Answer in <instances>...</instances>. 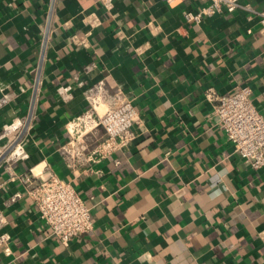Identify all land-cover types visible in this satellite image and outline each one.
Here are the masks:
<instances>
[{"label": "crops", "instance_id": "crops-1", "mask_svg": "<svg viewBox=\"0 0 264 264\" xmlns=\"http://www.w3.org/2000/svg\"><path fill=\"white\" fill-rule=\"evenodd\" d=\"M200 3L0 0V264H264V167L233 151L207 96L248 86L264 117V36L241 8L184 22ZM95 96L130 99L138 120L69 169L64 125ZM33 166L73 183L91 231L50 232L26 193Z\"/></svg>", "mask_w": 264, "mask_h": 264}, {"label": "built area", "instance_id": "built-area-1", "mask_svg": "<svg viewBox=\"0 0 264 264\" xmlns=\"http://www.w3.org/2000/svg\"><path fill=\"white\" fill-rule=\"evenodd\" d=\"M200 2L195 9L182 12L184 22H199L203 17L241 8L256 15L259 32L264 36V10H253L241 0ZM207 96L214 101L213 123L224 133L233 151L250 168L264 167V117L253 103L251 89L240 86L228 94H216L209 89ZM137 120L138 113L130 99L104 105L99 97H93L87 108L64 125L67 138L59 151L66 167L74 169L84 161L95 162L104 158L129 136ZM19 126V121L13 122L9 130L11 143L8 152L14 156L20 154ZM99 130L102 131L100 135ZM23 181L39 217L61 243L67 245L73 238L93 229L89 208L70 180L60 178L51 168L36 170L33 166L23 176Z\"/></svg>", "mask_w": 264, "mask_h": 264}, {"label": "water", "instance_id": "water-1", "mask_svg": "<svg viewBox=\"0 0 264 264\" xmlns=\"http://www.w3.org/2000/svg\"><path fill=\"white\" fill-rule=\"evenodd\" d=\"M9 149H10V148H8V149L6 150V153L9 151ZM2 156H3V155H2ZM2 156H1V157H2ZM1 157H0V159H1Z\"/></svg>", "mask_w": 264, "mask_h": 264}]
</instances>
